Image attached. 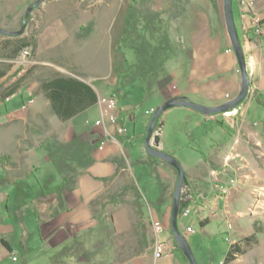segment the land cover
Returning <instances> with one entry per match:
<instances>
[{"label": "crops", "instance_id": "crops-1", "mask_svg": "<svg viewBox=\"0 0 264 264\" xmlns=\"http://www.w3.org/2000/svg\"><path fill=\"white\" fill-rule=\"evenodd\" d=\"M238 1L232 0L233 18L250 77L245 114L236 112L243 103L228 117L173 107L158 117L151 143L171 154L185 173L187 192H182L180 198L181 204L187 200L191 213L177 220L181 235L186 238L193 232H186L190 224H198L204 234L212 222L222 221L226 226L225 220L232 218V213L233 242L244 245L249 236L264 240V215L243 216L237 212L234 208L243 202L242 192L225 178L215 177L219 172L213 165L222 161L224 148L234 139L235 148H239L242 139L255 144L264 140V39L250 29V22L256 17L264 32V0H252L255 6L250 14L241 10ZM216 5L213 10L207 0H190L184 15L173 21L180 19L184 27L176 36V57L165 63V77L147 86L139 81L117 86L118 122L128 129L126 136L116 135L108 122L93 125L100 118L97 99L113 92L91 82L105 80L109 84L106 80L114 75V50L127 6L121 17L114 18L96 5L80 3L50 14L48 9L55 5L42 3L32 10L23 34H0V156L10 160L0 165V173L7 177L3 170L24 169V163L26 169L30 168L29 160L35 155L39 163L32 166L37 168L33 175L43 183L50 181L51 186L60 177L43 174L51 167L43 150L49 140L68 142L85 135L95 146L93 163L78 175L71 191L63 192L64 210L52 218L48 207L54 198L38 200L40 206H45L37 211V219L30 207V216L16 211V188L7 183L5 196L14 212L0 217V227H4L0 240L8 244L4 246L0 241V264H31L30 256L36 251L38 264H51V257L65 246L70 248L66 264H188L177 251L170 229L171 195L177 174L164 161L149 157L144 139L153 115L147 112L155 111L171 98L216 107L239 92L235 56L225 52L231 45L221 1L216 0ZM154 9L171 10V0H163ZM19 10L0 5V28L8 32L19 30ZM59 79H74L87 86L89 94L81 88L68 100L64 96L61 102L52 101L53 85ZM112 81L115 84L116 76ZM143 102L149 106L142 114L139 107ZM252 106L261 114L257 120L249 117ZM204 124L216 132L214 136L200 131ZM101 140H105V145L97 150ZM203 142L209 146L208 155ZM25 177L13 180L27 183ZM159 182L165 190L160 189ZM1 186L5 190L6 185ZM152 220L162 225L158 238L169 243L171 254L167 256L158 257L153 251ZM31 231L36 236L28 242ZM28 243L32 245L27 246ZM252 245L240 246L244 253L229 263H223L225 250L218 264H264V258H241L256 247ZM11 255L17 256L15 262Z\"/></svg>", "mask_w": 264, "mask_h": 264}, {"label": "trees", "instance_id": "trees-1", "mask_svg": "<svg viewBox=\"0 0 264 264\" xmlns=\"http://www.w3.org/2000/svg\"><path fill=\"white\" fill-rule=\"evenodd\" d=\"M132 1L134 2V0H131V2ZM146 1L142 0L139 9H135L131 3L126 7L124 25L116 41L113 60V73L117 78V86L120 87L131 85L136 81L141 82L145 86H147L149 82H156L164 77V75H161V77L158 75L164 72L165 63L176 57V50L173 48L170 37L166 33V26L168 27L170 22L184 15L186 6L189 4L190 0H171L170 14L165 20L162 19L160 12L151 10V8L147 6ZM207 1L211 8L216 10V0ZM34 8L36 7L34 6L33 9ZM26 20H28V17ZM123 49H129L133 52L135 57L133 63H128ZM53 86L55 90L51 94L52 101L61 102L64 96H67L66 99L68 100L69 96L79 94L81 88L86 90L89 94V88L74 79H59L55 81ZM94 149L95 146L91 144L85 135H78L68 142H61L56 139L49 140L45 144L43 150L51 167L60 177V181L51 186L50 181L40 185V194L35 199L30 197L28 191L30 186L27 183L20 180L8 179L1 173L0 181L6 184L10 183L16 187V194L18 197L17 202L13 204L15 209H18L19 205H21V207L26 205L25 203L31 202L34 204L36 200L38 201L43 197L54 198V201L51 202L48 207L49 217L52 218L64 210L63 192L71 191L75 186L78 175L93 163L92 152ZM149 157L152 160L160 161V159L150 155ZM9 161L7 156H0V165H5L9 163ZM159 187L161 190L166 189L165 185L160 182ZM187 206V203L179 204L177 220ZM33 213L38 219L37 210L35 208ZM256 231H258V228H256ZM262 232L264 233V229ZM0 241L4 246H8L4 240L1 239ZM254 243H256L254 236H249L244 239L245 246ZM175 246L183 259L187 261L180 252L176 242ZM243 253L244 250L241 249L237 243H233L232 246L227 249L223 262L229 263ZM69 255L70 248L65 246L51 257V264H66L64 260Z\"/></svg>", "mask_w": 264, "mask_h": 264}, {"label": "rangeland", "instance_id": "rangeland-1", "mask_svg": "<svg viewBox=\"0 0 264 264\" xmlns=\"http://www.w3.org/2000/svg\"><path fill=\"white\" fill-rule=\"evenodd\" d=\"M37 0H0V5L7 6L9 8H19V13L22 17V20L24 19V14L26 13V10L29 6L33 5ZM146 1V0H145ZM223 5V0H220ZM142 0H134V2L131 0H42L40 4L42 3H51L55 5L53 8L48 9V13L56 12V10H60L61 8H68L70 9L71 4H84V5H92L97 6L98 10H101L102 12L108 11L111 17L119 18L122 16L123 9L131 3L132 6H134L135 9L140 8ZM147 6L151 8V10L156 11L154 9L155 5H158L160 3H163V0H147ZM39 4V5H40ZM38 5V6H39ZM223 10V9H222ZM32 11H30L29 15ZM161 14V17L163 20L167 19L169 16V11L162 10L158 11ZM46 13V12H45ZM223 13V11H222ZM29 18V16H28ZM27 21V20H26ZM165 23V22H164ZM167 24V23H166ZM22 25V23H21ZM165 25V24H164ZM166 26V25H165ZM184 27V23L182 21L177 20V23L170 22L168 27L166 26V33L169 35L170 40L172 42L173 48H175L177 52V41L176 36H179V33L181 29ZM21 28V27H20ZM18 31V30H17ZM174 50V52H175ZM128 63H133L135 61V57L133 55V52L129 49H123ZM165 68V65H164ZM165 72V69H163ZM160 73L158 76L161 77V75L165 77V73ZM115 76L113 74L110 75L108 80L110 83L106 84L105 80H96L92 81V85L95 87H104L106 88V91L109 92V90L112 89V92L115 93L118 97L119 89L117 87V81H115V84H113L112 80ZM209 78H207L208 80ZM248 97V96H247ZM247 99V98H246ZM245 99V100H246ZM244 100V101H245ZM242 102L243 105L241 106V109H237L239 106H237L234 109H237L236 112H243L241 116L245 114L247 105L245 102ZM148 102L141 103L139 107V113L144 112L145 107H148ZM232 109V110H234ZM232 110L230 112H232ZM228 112V113H230ZM235 112V111H234ZM223 115V114H222ZM230 116V115H229ZM241 116H239L241 118ZM261 114L257 113L255 111V108L252 106L251 110L249 111V117L252 120H257ZM228 117V116H226ZM253 128H258V126H253ZM200 131L208 132L210 135L214 136L215 131H210V125L204 124L200 127ZM264 132V131H263ZM237 140L234 139L232 142H229V144L226 145L223 152H225V155L220 163L214 162L213 165L215 166L218 174H215V177L218 179L220 177L225 178L228 182L233 184L237 190L242 192L243 194V202L240 204L239 207H236V211L243 216L247 215H264V140L260 144H255L252 141H248L246 139H242L239 148H235ZM203 149L206 155H208L209 146L207 142H203ZM38 156H33L29 160L30 162V168L26 169V163H24V169L20 170H3L2 172L7 175L8 179H15V178H22L25 177L26 182L30 186L29 188V195L32 199H35L40 194V185H43V180L39 177H35L33 175L36 173L38 165ZM219 164V165H218ZM47 173L48 177L54 178L56 176L55 171L52 167H47L45 170H43V174ZM45 183V182H44ZM1 185H6L3 181H0V217H3L6 213L14 212V208L12 207L11 202L6 199V193L8 191L9 187L4 188ZM15 187L14 185H12ZM16 188V187H15ZM14 196V195H13ZM12 200L15 201V198L12 197ZM37 203V204H36ZM36 203H25L27 204V208L21 207L19 205V208L16 210L17 212H23L25 211L30 216L31 212L28 210V207L34 210V208L39 212L42 211L43 207L45 205L40 206L38 201L36 200ZM8 207V209H7ZM234 209H231L233 213ZM230 211V213H231ZM232 218L228 217L226 222H229L231 224H234L233 222V215L230 214ZM193 232L189 234L185 239L189 243L193 254L195 256V259L197 261V264H218L220 260L223 259L224 251L228 249V242L225 241L223 238L225 236L226 229L230 232V230L225 224L220 222H212L209 224L206 228V234H204L201 231V228L198 224H190L189 225ZM233 226V225H232ZM0 230H4V227ZM231 239H235L233 231H231ZM31 234V240L28 242H32L33 238L36 236L33 231L30 232ZM7 240L13 239L12 237H9L8 235L3 236ZM12 241V240H11ZM235 243V242H233ZM32 244L28 243L27 246H30ZM239 246H245L243 244L239 243ZM252 246L254 247L253 250H248L247 255H244L243 259H249V258H264V240L259 237V240L256 241ZM259 246V247H258ZM245 249V247H244ZM247 251V250H246ZM23 254V253H22ZM32 263L31 264H38V251L34 252L30 256ZM239 257V256H237ZM187 262V261H186ZM21 264V263H18Z\"/></svg>", "mask_w": 264, "mask_h": 264}, {"label": "water", "instance_id": "water-1", "mask_svg": "<svg viewBox=\"0 0 264 264\" xmlns=\"http://www.w3.org/2000/svg\"><path fill=\"white\" fill-rule=\"evenodd\" d=\"M42 0H37L33 5L29 6L26 10V13L24 14V19L22 20L21 28L18 31L15 32H8L0 28V34L6 35V36H19L23 34L25 31L27 21L26 18L29 16L30 11L33 10V7H37ZM223 16H224V22L225 27L227 30L228 38L230 40V45L233 50V54L235 56L239 71H240V89L237 95L232 98L231 100L225 102L224 104H221L216 107H207L202 106L198 104H194L189 102L185 98L175 97L171 98L164 103H162L160 106H158L150 120L149 127L146 132V136L144 139V146L147 151V153L154 157L158 158L165 163H167L177 174V181L174 187L173 195H172V204H171V216H170V229L171 234L174 238V241L179 247L180 252L184 256V258L187 260L188 264H197V261L195 259V256L193 254V251L187 242V240L181 235V233L178 230L177 227V215H178V208L179 204L181 203L180 195L182 194V190L184 188L185 184V173L183 169L181 168V165L179 162L171 155L166 152H163L155 147L151 143L152 133H153V127L155 122L157 121L158 117L165 112L166 110L173 108V107H185L189 108L195 112H198L203 115H216V114H223L230 112L232 109L239 106L248 96L249 93V87H250V77L247 72V65H246V59L245 54L243 51V48L241 47V44L238 39V34L233 18V11H232V0H223ZM155 143L158 142L157 138H155Z\"/></svg>", "mask_w": 264, "mask_h": 264}, {"label": "built area", "instance_id": "built-area-1", "mask_svg": "<svg viewBox=\"0 0 264 264\" xmlns=\"http://www.w3.org/2000/svg\"><path fill=\"white\" fill-rule=\"evenodd\" d=\"M239 4V1H238ZM255 4L252 0H246V4H239V7L244 13H251ZM259 21L256 17H253L250 22V29L254 35L261 36L264 39V32L259 27ZM226 53L233 54L232 48L225 51ZM28 52L25 51L24 55H27ZM237 73H240L239 68L236 69ZM228 97V95H226ZM97 105L100 113V118L93 122V125L98 127L102 126L104 122H108L109 124L113 125L115 128V133L118 136H126L128 134V129L121 125L118 122L119 117V108H118V97L115 93H112L108 95L107 97H99L97 99ZM153 110H150L147 112V114H151ZM86 124L88 125L89 122L86 121ZM105 145V140H101L97 146V150H102L103 146ZM182 192H187V189L183 188ZM184 203H187V200H183ZM191 213V209L186 207L181 214V217H186ZM151 226L153 228L154 236H153V242H152V248L154 253L158 257H164L169 254H171V247L169 246V243L167 241H162L158 238L159 233L163 230L162 225L152 220ZM192 228L189 226L186 228V232H191ZM231 233L226 229L224 240H232ZM11 261L15 262L17 260L16 255H11L10 257ZM222 264V263H221Z\"/></svg>", "mask_w": 264, "mask_h": 264}, {"label": "bare ground", "instance_id": "bare-ground-1", "mask_svg": "<svg viewBox=\"0 0 264 264\" xmlns=\"http://www.w3.org/2000/svg\"><path fill=\"white\" fill-rule=\"evenodd\" d=\"M239 4H246V0H239ZM245 102V101H244ZM238 109H240V107L238 108ZM236 109H234V111H235ZM231 114V112L230 113H223V116L224 117H226V116H229ZM227 227H228V229L230 230V232L232 231V225L229 223V222H227ZM227 242H228V244H229V246H228V248L229 247H231L232 246V244H233V241L232 240H227ZM234 252V251H233ZM224 263V262H223Z\"/></svg>", "mask_w": 264, "mask_h": 264}]
</instances>
